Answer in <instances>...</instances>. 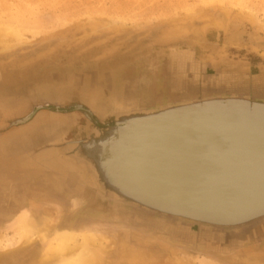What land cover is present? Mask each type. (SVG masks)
I'll list each match as a JSON object with an SVG mask.
<instances>
[{
	"label": "rangeland",
	"instance_id": "rangeland-1",
	"mask_svg": "<svg viewBox=\"0 0 264 264\" xmlns=\"http://www.w3.org/2000/svg\"><path fill=\"white\" fill-rule=\"evenodd\" d=\"M0 36V264H81L87 241L101 264H264V235L175 234L179 222L80 190L51 144L92 127L83 111L51 106L8 125L41 99L113 125L112 95L152 105L168 99L154 88L261 86L264 0H0Z\"/></svg>",
	"mask_w": 264,
	"mask_h": 264
},
{
	"label": "water",
	"instance_id": "water-1",
	"mask_svg": "<svg viewBox=\"0 0 264 264\" xmlns=\"http://www.w3.org/2000/svg\"><path fill=\"white\" fill-rule=\"evenodd\" d=\"M162 79V78H161ZM158 80V82L156 81ZM157 82L156 86H163V87H171L173 83L178 84L179 82H174L169 79L168 82H164L159 79H155ZM163 82V83H162ZM180 85V84H179ZM153 89V88H152ZM154 90L157 92H161L168 97V99L164 101H160L158 103H154L152 105H146V104H139L134 105V103H125L121 99L118 98L117 94L116 96H113L112 94V105L110 104L108 110L106 112H109L111 115L114 116V124L113 125H106V121L104 120V116L106 114L93 112L90 108L84 107L83 104L80 103H73V104H62L57 103L53 101H48L41 99L37 102H34L30 105L29 110L26 114H24L21 117H15L10 122H8L9 126H17L24 124L28 122L34 112L36 110L42 109V108H54L56 111H65L66 109H69L71 107H74L76 109H79L84 112L86 118L89 120L90 124H92V127L90 125L84 130V134H79L73 137V139L67 141V142H73V151L65 150L66 146H63L62 140L58 139L56 141H53L51 146H54L58 148L60 152V160H56L58 164V169L65 170L67 175L69 177H72L75 181L74 184H77V186H80V190L91 191L92 193H96L97 196L103 201H110L111 203H116L117 205H123L130 208H134L133 210L142 213V214H148L157 216L159 218L173 221V223L179 222L172 227V230L174 233L178 234H195L196 228L198 231L203 232V234H210L213 237L223 236L225 238H229L232 242L236 241H245V240H251L260 236L264 235V210L262 211H254L252 212L258 205L252 206L249 202L246 204H239L237 207L231 206L228 207V200L230 198H234L232 194L235 192L236 189H242V192L249 191V188H247V185H234L233 183L235 181L229 180V182L224 185H218L210 182L209 184L205 185H187V188H190V192H193L195 200L192 201L197 204L195 207L197 210L201 209L203 212H196L195 210L189 209L186 210L184 208L175 207V203H168V204H159L153 201L144 200L141 199L137 192H142V189L138 188V185L140 183H143V181H140L136 175H134L133 172H141V177L146 181L145 183H153L154 185H160L164 182H170L168 180V175H163L157 170H151L152 171V177H149V174L147 171H141V169H138L137 167H132L131 170H127V165L124 168V174L122 176L125 177V182L121 181L120 183L122 185L128 186L130 183H134L138 190H130L124 191L119 188L116 181H114L115 177H119L120 172V159H124V156L128 151H130L133 148L132 144H128L127 140L129 137L133 136L131 138H134V142H137L140 140L141 133L140 130L137 129V125L140 123L139 120H147L153 117H158V119L166 117L168 113H182V111H189V113H192L190 111H193L194 108L199 107L200 105H204L206 103L210 102H219V105L226 103L225 100H241L242 102H245V105H248V109H250L248 112V117H253V119L247 118L251 120L252 123L264 124V84L261 86H250V87H244V88H236V87H228V88H219L214 90H208V89H198L193 84H185L182 89H180L179 94L173 95V94H167L165 89L164 91L160 90V88H154ZM152 90H149V93H151ZM98 94V92H93L89 99H91L92 104H96L94 101V95ZM115 94V93H113ZM98 98V97H97ZM118 98V99H117ZM154 99H157L154 95ZM159 99V98H158ZM225 105V104H224ZM52 106V107H51ZM221 106L217 107L215 109L216 114L218 117H214L212 119V122L217 121L216 119L221 118L224 121L221 125L226 123H234V120L239 118H243V116H238L239 114L235 113L236 109H239L238 111H241L242 108H223L226 107ZM253 108H262L257 109L259 111L253 112ZM204 111H200L202 113ZM93 113L97 115V119L93 120ZM187 113V114H189ZM198 114V113H196ZM252 114V115H251ZM154 115V116H147ZM164 115V116H163ZM178 115V114H177ZM202 115V114H200ZM119 116V117H118ZM123 116V119L121 121H118V118H121ZM147 117V118H146ZM146 118V119H143ZM95 121V123H94ZM97 121V122H96ZM211 121H207V127L206 129L210 130H218L222 129L223 127L221 125L217 126V124L212 123ZM239 124H243L246 122H238ZM97 123H100L102 126L97 125ZM220 123V122H219ZM105 124V126H103ZM124 127V130H121L116 132V130H112L113 128ZM195 126V125H194ZM188 129H194L195 127H188ZM200 131L203 130L202 127H199ZM227 131V130H226ZM223 131L219 134H209L205 136H201L206 139H201L200 141L209 142L215 144L213 142L216 138L219 137H227V138H234L232 132H226ZM199 132H196L193 134L192 138H194ZM191 136V135H190ZM199 137V136H198ZM217 144H224V142L217 143ZM240 145V144H238ZM136 145H134L135 147ZM137 154V153H136ZM138 155V154H137ZM192 156V155H191ZM57 159V157H56ZM195 161V160H193ZM55 164V163H54ZM57 166V165H56ZM130 167V166H129ZM128 167V168H129ZM122 171V170H121ZM178 171V170H177ZM191 171L195 172L196 169H191ZM176 172V171H175ZM174 172V173H175ZM133 173V175H132ZM164 176V177H163ZM259 176V175H258ZM260 177V176H259ZM246 178V177H244ZM171 181H177L178 178H174L170 176ZM242 182H245L246 179H241ZM263 181L264 178H261ZM190 181V183L194 184L195 182H199L197 180ZM149 183V184H150ZM73 184V185H74ZM151 185V184H150ZM76 187V186H75ZM172 189L176 190L177 187L172 185ZM182 188V184L179 185L178 189ZM210 188V189H209ZM157 189V188H156ZM192 190V191H191ZM205 190V191H202ZM162 191V192H161ZM166 189H157V195H168V193L164 192ZM132 192V193H131ZM158 192H161L158 194ZM254 193L258 195L257 199H261L264 195V185L258 187H254ZM169 196V195H168ZM191 197V196H189ZM157 201V200H156ZM172 201V200H171ZM234 203V201H233ZM164 205V206H163ZM242 205V206H241ZM162 206V207H160ZM169 207L171 209H166L163 207ZM177 206V205H176ZM179 210V211H178ZM206 211V212H205ZM249 212L254 213L251 216H246ZM211 213L214 214V216H217L219 218H232L233 216H238L242 218H246L245 220H241V217L239 219L234 220H241V221H235V222H227L223 223L220 222L217 217L214 218V216L210 215H202ZM245 216V217H243ZM235 218V217H234Z\"/></svg>",
	"mask_w": 264,
	"mask_h": 264
},
{
	"label": "bare ground",
	"instance_id": "bare-ground-1",
	"mask_svg": "<svg viewBox=\"0 0 264 264\" xmlns=\"http://www.w3.org/2000/svg\"><path fill=\"white\" fill-rule=\"evenodd\" d=\"M9 40H7L5 36H0V47L2 49L9 47ZM228 100H225L227 102L224 104L227 106L223 108H242L241 111L236 109L235 113L239 114L238 116H243V118L236 119V121L246 123L239 124L234 120V123L221 125L224 121H228L221 118L216 119L218 122H212L214 117H218L215 109H217V107L225 106L224 104L219 105V102H210L200 105L199 107L194 108L193 111H190L192 113H189V111H182L181 114H179L180 112H174L168 113L164 118L160 117L158 119V117H153L144 121L139 120L140 123L137 125V129H139V132L141 133L140 140L134 142V138H131L134 134L129 137L127 143L132 144L133 148L126 153L124 159L122 158V160H119L120 169L122 171L120 170L121 173H119V177L114 178V181H116L119 188L129 192L132 189H142V192L140 191L137 193L141 195L139 197L143 199V201L149 200L159 204L175 203V207L184 208L186 210L192 209L196 212H203L201 209L197 210L195 208L197 207V204L192 201L194 193L190 192V188L186 189L185 187H187V185H205L206 183H214L215 181H218L215 182V184L227 185L229 180H232L235 181L233 183L234 185H247L249 191L245 193L241 191L242 189H236L232 194L234 198H230L228 200V205L226 206H233L234 208L236 203L248 204L247 202L250 201L252 206L258 205L254 207L255 209L252 212L264 210V195L261 199H257L260 193L258 195L254 193V187L259 188L264 185V180H261V178H264V124H260V121L259 124H255L252 123L251 120L247 119L250 118L248 117L250 109H248V105H245V102H242L241 100ZM257 109L262 108H253L251 111H259ZM200 111H204L200 113L202 115L199 114ZM150 116L152 117L154 115ZM150 116L148 115L147 117ZM121 119H123V116L118 118V121H121ZM250 119H253V117ZM207 121H211L212 123L217 124V126L221 125L223 128L218 130L206 129ZM188 127H195L197 131L194 129L189 130ZM199 127H202L203 130L200 131ZM112 130H116V132H118V130H124V127L117 126ZM223 131L232 132L233 135L237 136H233L234 138H216L213 141L215 144L211 143V141H200L201 139H206L201 136L219 134ZM196 132H199V134L192 138L193 134ZM221 142H224V144H217ZM69 143H65L67 145L65 150L73 151V142ZM134 145L136 146L134 147ZM124 164L125 166L127 165V170H131L132 167H137L138 169H141V171H147L149 177H152L151 170L159 169L158 171L161 174L169 176L168 180H170V182H164L160 185H154L149 182L151 184L150 185L149 183H145L146 181L141 177V172H133L134 175L140 179V181L144 182V184L140 183L138 188L134 183L124 186L120 183L121 181L126 183L125 177L122 176V174H124V170L126 169L124 168ZM191 169H196L197 171L193 172ZM170 176L176 179L178 178V180L176 182L171 181ZM241 179L246 180L245 182H242L243 180ZM188 180H197L199 182L192 184ZM180 184H182V188L178 189ZM172 185H174V187L176 186L177 189L173 190ZM156 188L166 189L164 192L168 193L169 196L157 195ZM154 191L156 193H154ZM161 192H158V194ZM243 201L245 203H243ZM237 206L238 205L235 207ZM163 208H166L167 210L171 209L167 206ZM252 212H249L246 216L253 215L254 213ZM202 215L214 216V214L211 213ZM216 217L217 216H214V218ZM237 217L238 216H233L232 218H217L223 223L246 219L240 216L241 220H234ZM97 243L99 244V242ZM98 244L87 241L83 251L77 257V261L81 262V264H101L104 252L102 250L103 247H99ZM69 250L71 249L69 248L65 251Z\"/></svg>",
	"mask_w": 264,
	"mask_h": 264
}]
</instances>
